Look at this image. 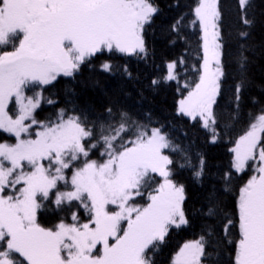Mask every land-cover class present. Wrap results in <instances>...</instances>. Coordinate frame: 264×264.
I'll list each match as a JSON object with an SVG mask.
<instances>
[{
  "label": "snow or ice",
  "instance_id": "6c2138e0",
  "mask_svg": "<svg viewBox=\"0 0 264 264\" xmlns=\"http://www.w3.org/2000/svg\"><path fill=\"white\" fill-rule=\"evenodd\" d=\"M238 5L241 23L251 29L250 0ZM191 11L189 26L199 25L202 32L197 80L181 81L178 68L186 61L180 56L166 63V74L151 86L174 82L180 94L176 116L199 124L216 143L214 108L225 77L222 12L219 0H195ZM160 12L156 0H0V133L14 138L0 141V264H154L171 229L189 226L185 186L173 179L177 161L171 154L180 155L179 167L190 168L197 184L206 161L198 155L193 163L170 130L152 126L150 118L136 120L114 102L96 119L90 107L79 105L74 89L52 116L37 117L44 106L58 104L45 93L60 77L75 80L87 67L131 79L127 63L113 60L148 59L145 33ZM184 20L180 15L170 25V43L184 39ZM249 36L238 31L241 82L231 121L238 119L247 80L245 53L252 49L243 42ZM248 117L246 130L228 149L230 169L221 177L223 191L235 193L234 210L224 212L215 188L200 210L209 221L223 213V239L215 243L217 249L229 247L231 264H264V107ZM49 206L64 213L50 227L39 219ZM213 236L210 224L203 227L172 264H206L212 255L218 260V251H206Z\"/></svg>",
  "mask_w": 264,
  "mask_h": 264
},
{
  "label": "trees",
  "instance_id": "16d2710c",
  "mask_svg": "<svg viewBox=\"0 0 264 264\" xmlns=\"http://www.w3.org/2000/svg\"><path fill=\"white\" fill-rule=\"evenodd\" d=\"M161 12L155 18L153 25L145 33V41L149 50L147 60L135 58L116 57L113 63L123 65L127 63L132 78L128 79L121 74L109 76L96 70L83 68L75 80L66 77L58 78L55 85L45 95H52L57 101L56 106H44L38 111L37 117L41 120L52 116L57 107L65 106L68 89H74L75 99L82 107H90L91 115L96 119L104 116L105 107L113 103L114 108H124L131 116L141 122L151 119L152 126L163 125L166 131H171V136L176 144L180 145L188 153L193 163L197 162V156L203 155L205 164V175L202 184L193 180L190 168L179 167L180 155H173L177 163L173 164V179L185 186L187 199L185 201V212L190 221L188 227L180 229L173 228L160 245L159 250L154 253V264H172L173 257L180 247L189 240L199 237L203 227L211 225L215 236L210 240L206 251L208 253L219 252L212 255L206 264H231L230 249L227 245L216 246L217 239H223V226L225 217L223 213L215 220H207L201 209L206 206V197L215 188L221 207L224 212H231L235 206V193L223 191V180L221 177L225 171L230 169L232 154L229 148L239 135H242L249 123L248 113L253 115L264 107V0H250L252 7L248 9V17L254 20L251 29H245L241 23L240 8L238 0H219L222 12L221 32L225 39L224 55L222 57L225 77L221 82V95L218 97V104L214 111L218 116L216 125L220 132V138L216 143H210L208 133L199 124L181 119L176 116L175 109L180 94L176 90V84H161L153 89L151 81L154 78L166 74V63L183 56L186 63L178 68L181 81L197 80V72L202 64V32L199 25L189 26L188 21L192 18V6L195 0H156ZM180 15H185L184 26L181 29L184 39L177 40L175 44L170 43L174 34L169 28L172 22ZM239 30L250 31L246 43L252 50L245 54L248 56L247 80L241 92L238 119L231 121V114L236 112L235 103L236 85L241 82V72L238 68L237 59L240 53L242 41L238 38ZM97 61V66H98ZM253 100L256 103H253ZM232 123L231 128L225 127L226 123ZM186 133V134H185ZM8 138L0 133V141ZM93 158H99L94 154ZM250 173L244 175V179ZM239 181L234 188L238 192ZM79 215L82 221L87 220L84 210L80 208ZM64 213H57L53 206L42 213L40 222L45 226L56 223ZM71 223V220H68Z\"/></svg>",
  "mask_w": 264,
  "mask_h": 264
},
{
  "label": "rangeland",
  "instance_id": "374dc122",
  "mask_svg": "<svg viewBox=\"0 0 264 264\" xmlns=\"http://www.w3.org/2000/svg\"><path fill=\"white\" fill-rule=\"evenodd\" d=\"M14 139V138H13ZM14 142V141H13Z\"/></svg>",
  "mask_w": 264,
  "mask_h": 264
}]
</instances>
